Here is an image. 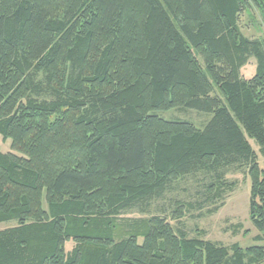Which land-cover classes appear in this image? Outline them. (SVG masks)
Listing matches in <instances>:
<instances>
[{"label": "trees", "instance_id": "16d2710c", "mask_svg": "<svg viewBox=\"0 0 264 264\" xmlns=\"http://www.w3.org/2000/svg\"><path fill=\"white\" fill-rule=\"evenodd\" d=\"M252 10L264 24V0H0V135L16 153L0 152V224H17L0 232V264L264 261L262 246L188 239L166 218L117 219L188 175L246 166L264 239V169L247 139L264 155V41L239 27ZM173 109L213 117L199 129L158 116Z\"/></svg>", "mask_w": 264, "mask_h": 264}, {"label": "rangeland", "instance_id": "374dc122", "mask_svg": "<svg viewBox=\"0 0 264 264\" xmlns=\"http://www.w3.org/2000/svg\"><path fill=\"white\" fill-rule=\"evenodd\" d=\"M239 27L245 38L251 41H264V24L258 11L252 10L251 14H242L239 18ZM256 68L257 61L251 58L241 69V78L250 80L255 76ZM34 79L37 84L45 85L46 74H35ZM217 93L219 94L218 91ZM32 98L39 102L53 100L49 93L34 94ZM158 116L169 122H188L199 129H203L213 117L212 114L184 109L160 112ZM247 139L260 167L264 169L262 147L255 139L249 136ZM0 152L14 153L11 141H4L1 135ZM215 176L199 172L171 183L160 197L122 210L117 218L118 222L129 227L152 217H162L169 221L178 236H185L188 239H201L228 249L234 245H239L242 249L252 246L264 247V239H260L262 233L252 223L249 214L251 181L247 167L229 168L221 179H216ZM220 183L225 184L224 188ZM214 185L216 186L211 191ZM177 202L185 205V216L181 220H174L172 217ZM15 226H17L15 221L1 223L0 232ZM74 246V243H68L67 252ZM246 263L250 264L247 260ZM258 264H264V261Z\"/></svg>", "mask_w": 264, "mask_h": 264}]
</instances>
